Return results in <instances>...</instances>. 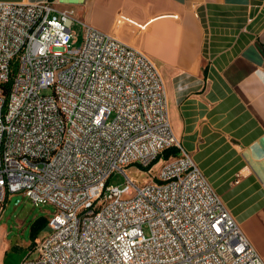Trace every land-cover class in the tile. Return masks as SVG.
<instances>
[{"label": "built area", "instance_id": "built-area-1", "mask_svg": "<svg viewBox=\"0 0 264 264\" xmlns=\"http://www.w3.org/2000/svg\"><path fill=\"white\" fill-rule=\"evenodd\" d=\"M76 21L52 2H0V202L54 209L19 264H264L174 135L155 64L81 21L71 51ZM154 165L145 184L125 174Z\"/></svg>", "mask_w": 264, "mask_h": 264}, {"label": "crops", "instance_id": "crops-1", "mask_svg": "<svg viewBox=\"0 0 264 264\" xmlns=\"http://www.w3.org/2000/svg\"><path fill=\"white\" fill-rule=\"evenodd\" d=\"M0 2L73 9L144 53L182 149L264 260V0Z\"/></svg>", "mask_w": 264, "mask_h": 264}, {"label": "rangeland", "instance_id": "rangeland-1", "mask_svg": "<svg viewBox=\"0 0 264 264\" xmlns=\"http://www.w3.org/2000/svg\"><path fill=\"white\" fill-rule=\"evenodd\" d=\"M71 31L69 47L71 51H76L83 40V28L79 18L73 23ZM16 67L17 62L14 61L11 68L15 70ZM44 92L47 93L46 90ZM157 168L158 165H154L149 174L146 169L130 166L125 168V174L140 185L153 180L157 176ZM108 183L114 186L123 185L125 177L122 173L116 172L109 178ZM53 215L54 209L51 206H34L21 193L9 196L4 204L0 202V250H2L0 264H19L26 257H37L35 245L48 234L49 226L47 224L46 228L39 231L36 240L32 238V227L39 218L49 220ZM144 232L147 236V230Z\"/></svg>", "mask_w": 264, "mask_h": 264}, {"label": "trees", "instance_id": "trees-1", "mask_svg": "<svg viewBox=\"0 0 264 264\" xmlns=\"http://www.w3.org/2000/svg\"><path fill=\"white\" fill-rule=\"evenodd\" d=\"M176 155H177V150L175 148L168 149V150L164 151V153H163V157L165 159H168L169 157H174ZM47 224H48V220L46 218L41 217L38 220H36L35 224L32 227V238H33V240L37 239V234L39 233L40 230H42L43 228H46Z\"/></svg>", "mask_w": 264, "mask_h": 264}]
</instances>
